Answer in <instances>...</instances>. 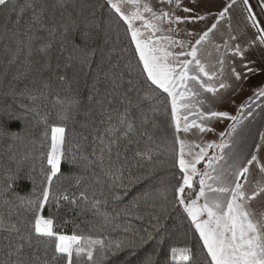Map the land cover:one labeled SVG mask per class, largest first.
Here are the masks:
<instances>
[{
  "label": "snow or ice",
  "instance_id": "obj_1",
  "mask_svg": "<svg viewBox=\"0 0 264 264\" xmlns=\"http://www.w3.org/2000/svg\"><path fill=\"white\" fill-rule=\"evenodd\" d=\"M202 2L0 0V89L18 102L0 108V140L20 136L8 120L31 115L42 129L24 157L32 161L24 176L31 191H16L22 163L0 177L7 209L0 211V264H112L149 242L155 247L144 264H264V132L249 144L245 104L236 115L216 108L225 91H243L253 71L244 63L248 48L264 47V0L259 11L250 0H228L215 15ZM197 23L204 27H188ZM74 62L95 64L87 104L54 94V84L73 82ZM254 95L264 98V88ZM50 98L56 123L46 110ZM77 117L87 131L69 138ZM221 121L230 123L217 132ZM209 133L216 138L205 139ZM66 164L79 169L70 177L78 191L58 183ZM137 184L146 185L143 193L109 211ZM65 206L96 220L81 222L86 231L73 220L66 234L58 230L68 223L59 215ZM177 213L183 232L169 224ZM122 215L147 227L128 220L123 231L131 235L113 240L107 229L119 228Z\"/></svg>",
  "mask_w": 264,
  "mask_h": 264
},
{
  "label": "trees",
  "instance_id": "obj_2",
  "mask_svg": "<svg viewBox=\"0 0 264 264\" xmlns=\"http://www.w3.org/2000/svg\"><path fill=\"white\" fill-rule=\"evenodd\" d=\"M131 54H129L130 57ZM94 67L95 64H93V68H87L83 67L80 64L74 62L73 66L68 70V77L69 80H72L70 86L65 85L63 87L55 85V93L58 94L61 99H67L73 96H78L83 104H87V95H88V88L87 85L92 82L93 75H94ZM75 77V79H73ZM22 86V85H21ZM7 89H0V108H2L5 105H12L13 107H18V102L16 99H14L11 95H5L3 94L6 92ZM27 102V101H25ZM43 104V102H41ZM46 110L51 113L50 120L51 122H59L57 120V110L52 107L51 98L49 99V102L47 103ZM81 117H77V123L69 122L68 124V134L69 138H73L77 136L84 130L80 127L79 121L81 120ZM9 128L12 130H16L20 132V136L18 139L12 141V140H0V177L3 176V173L5 170L9 167H11L13 170H15L18 166V162L22 163L23 165V171L21 172V177L17 181L16 184V191L19 195L23 196L27 192L31 191V183L29 180L25 179L24 176L28 172L29 167L32 164L31 159L25 160V155L29 154L33 150V141L37 140L39 138V134L41 132V126L37 125L35 121L32 119L31 115H29L28 119L25 121H17V120H8L7 121ZM90 140V137H89ZM9 145L11 147L9 148ZM38 167V165H37ZM198 167H202L201 165H198ZM136 172L137 170H133ZM79 169L76 168L74 165L66 164L64 167V177L61 179V181H58V183H62L63 187L68 188L70 191H78V189L72 188L73 181L71 180V175L73 173H78ZM86 175H91V173H86ZM159 175L161 177H166L167 173L164 170H161ZM146 185L144 184H137L135 187L129 192V194L124 197L123 202L109 206V211H111L112 206H116L117 210L120 207H123L124 205H128L130 201L133 200L134 197L137 195L143 193L145 191ZM143 204V202H141ZM68 206H65L60 210V217L61 220L67 219L68 223L66 225H59L58 230H62L66 234H71L73 231V220L76 224H80L81 228H83L85 231L88 228L87 223H81L82 221H94L96 220L95 217L92 216L90 212H84L83 214H80V210H74V211H68ZM0 211L7 212L6 208H0ZM44 214H48V210L46 209L44 211ZM176 219L175 221H169L170 226H172L173 230H179L180 232H183V228L181 225L183 224V221L180 220L179 214H175ZM132 221V226L134 228H142L147 227V222L145 221L143 224H141L139 221H136L133 217H124L121 216L120 220L118 221L120 227L115 228V226L108 228L106 234L109 235V237L113 240L123 238L124 236L128 235L130 236L131 233H125L123 231V228L127 226V221ZM99 223V221H96ZM59 224V222H58ZM195 242V241H193ZM168 243H173L172 240H169ZM155 247L154 242H149L147 245L137 248L135 250H124L120 252L117 256L112 257V264H144L145 258L152 253L153 248ZM161 247V256L159 259H164V253L168 251V244H162Z\"/></svg>",
  "mask_w": 264,
  "mask_h": 264
},
{
  "label": "crops",
  "instance_id": "obj_3",
  "mask_svg": "<svg viewBox=\"0 0 264 264\" xmlns=\"http://www.w3.org/2000/svg\"><path fill=\"white\" fill-rule=\"evenodd\" d=\"M228 0H203L200 4L201 10H206L211 15H215ZM253 7L256 8L257 11L259 9L256 7L258 4V0H250ZM240 16L239 11L233 13L234 23L233 26L236 27L235 20H238ZM264 19V18H262ZM211 20H209V26L211 24ZM191 29L195 27L197 30H200L204 27L202 23H197L196 25H188ZM227 24L222 22L220 31L217 32L216 42L222 43L220 39V33L226 31ZM250 33H254V29L248 30ZM246 58L244 63L248 64L253 71L248 73L244 83H243V91L237 89L236 92L225 91L223 93V102L216 105L217 110H221V106L226 102H231L232 104H239V106L244 103L245 108L243 109L244 115L240 118L243 120L245 128L244 135L247 137L249 144L252 143L253 140L259 141L260 133L264 132V98H257L254 94L260 89L264 88V47H256L253 46L248 48L247 53L245 54ZM240 58H237L239 60ZM251 100L252 102V116H246L248 102ZM233 107V105H232ZM216 137L209 133L205 139H215Z\"/></svg>",
  "mask_w": 264,
  "mask_h": 264
},
{
  "label": "rangeland",
  "instance_id": "obj_4",
  "mask_svg": "<svg viewBox=\"0 0 264 264\" xmlns=\"http://www.w3.org/2000/svg\"><path fill=\"white\" fill-rule=\"evenodd\" d=\"M232 105H233V107H232ZM238 107H239V104H237V103L232 104L231 102H226L225 104H223L221 106V110L226 109L229 111V113L231 115H236ZM227 123H230V121H228V122L221 121V122L216 123L215 128H216L217 132L224 130L227 127Z\"/></svg>",
  "mask_w": 264,
  "mask_h": 264
}]
</instances>
